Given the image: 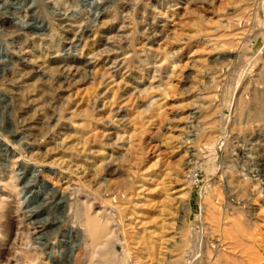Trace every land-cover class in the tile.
I'll return each mask as SVG.
<instances>
[{"label": "rangeland", "instance_id": "1", "mask_svg": "<svg viewBox=\"0 0 264 264\" xmlns=\"http://www.w3.org/2000/svg\"><path fill=\"white\" fill-rule=\"evenodd\" d=\"M97 1L73 49L91 0L0 7V140L38 166L21 217L1 168L0 264H86L88 215L125 248L103 264H264V0ZM31 214L62 258L29 246Z\"/></svg>", "mask_w": 264, "mask_h": 264}, {"label": "bare ground", "instance_id": "2", "mask_svg": "<svg viewBox=\"0 0 264 264\" xmlns=\"http://www.w3.org/2000/svg\"><path fill=\"white\" fill-rule=\"evenodd\" d=\"M16 1L19 2V0H16ZM85 1L86 0H84V2ZM57 3H59V2H57ZM57 3L52 6L53 13L55 15H64V16L69 15L66 12L65 13L61 12V10H59L60 5H58ZM101 3H102L101 1L91 0V2H90L91 8L86 13L87 18L84 21L83 27L80 28V30L75 34V37L71 40V44L69 45L70 49L78 47V45L82 42V39L88 33V30L90 29L91 24L97 21L100 14H95L94 10H99V8L102 6ZM15 4L16 3L11 2V0H0V7H2L3 9H9L12 5L14 6ZM21 4H23L22 7H23V10L25 11L26 14L23 16L20 15L21 17L17 16V15L21 14V10H17V11H15V13H12L13 16L20 18V22L18 24L21 26V29L24 30L26 28V29L32 30L34 25H36V27L39 29L40 32L45 31L47 29V27L45 26L44 21L42 23L39 22L38 17L35 15V7L33 5L28 6V4L25 2H23ZM75 15H76V12H74V14H72V16H75ZM29 20H31V21H29ZM3 47L6 48L7 52H4ZM1 48H3V49L2 50L0 49V55H2V57H4L5 60H7V61L12 60V56L10 57V55L8 54L9 50L11 49L10 43H7V42L5 43V40H4V43L1 44ZM59 48L65 49V45L60 44ZM19 133L20 132L15 131V134H19ZM8 143L7 142L3 143L0 140V144L2 145V147L3 146L5 147V153L0 154V173L4 172L3 171L4 168L1 169L3 166L6 167V171H8L10 173L9 177L7 178V181H8V185L12 187L15 194H18V196H19V205L17 207V213H18V217H21V216L27 215L29 212L30 213L33 212V211L29 210V208L31 207L32 201L29 198V196H27L26 191L28 190V187H27V183L24 182L25 177H23V175H25V173H27V171L31 167L33 169H37L38 166L36 164L31 165V163H29L27 161L26 152L24 150L21 151L19 149L20 151H18L16 148L11 149V148H9ZM11 166L13 168L11 170H9V167H11ZM50 172L56 173L53 170H50ZM3 181H4V178L0 176V182H3ZM75 184H77V183L75 182ZM74 191H75L74 188L71 189V187H68L62 192L56 191L54 193H56V194L58 193V196L62 200L65 199L66 202L69 203L72 199V195H73ZM28 216H30L29 224L34 225V227H32V228L30 226L28 227L30 229V231H32L29 233V246L32 248L34 247V249L35 248H38V249L41 248L42 251L48 250V248L50 247L51 248V252L49 253L50 259H52L53 257L56 259L62 258L63 253H61V250H56L58 247V246H56L57 244L53 245L52 242L48 243L46 241H43L44 243H42V242H39L41 237H36V235L38 233V229H37L38 226L35 227V225H36L35 217H37L38 214L35 216L32 214L28 215ZM99 218L96 216H93V215H88L87 217H85L83 219L84 230H83V239L80 242V246L83 247L87 253L84 263L95 264L97 262L98 264H103V263H105L111 259H122L123 262H125V253H126L125 248L122 251L121 250L118 251V249L114 243V232L112 231L109 222L103 221ZM47 222L48 221H46V222L44 221V223L42 224V227H43V229H45V231L46 230L51 231L52 227H53V223L48 224ZM74 231L75 230L73 228H71V230L69 232L70 233L69 235L71 237H73V235H71V233L74 234L73 233ZM1 235H2V230L0 228V236ZM59 247L63 248L64 244L63 243L59 244ZM71 249H72L71 250L72 255L70 254L71 255V261H75V260H77V257L79 255V247L76 248L75 246H73ZM121 249H123V248H121ZM43 254H44V252H43Z\"/></svg>", "mask_w": 264, "mask_h": 264}]
</instances>
